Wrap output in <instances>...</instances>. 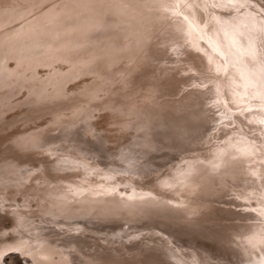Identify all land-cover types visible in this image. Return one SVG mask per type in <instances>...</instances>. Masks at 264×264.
<instances>
[{
  "label": "bare ground",
  "instance_id": "bare-ground-1",
  "mask_svg": "<svg viewBox=\"0 0 264 264\" xmlns=\"http://www.w3.org/2000/svg\"><path fill=\"white\" fill-rule=\"evenodd\" d=\"M0 145V264H264V0H0Z\"/></svg>",
  "mask_w": 264,
  "mask_h": 264
},
{
  "label": "rangeland",
  "instance_id": "rangeland-1",
  "mask_svg": "<svg viewBox=\"0 0 264 264\" xmlns=\"http://www.w3.org/2000/svg\"><path fill=\"white\" fill-rule=\"evenodd\" d=\"M168 54H170V52H168ZM105 121L104 120H102L101 122H100V126H105V123H104ZM1 146V145H0ZM4 223V226H7V227H9L11 224L9 223L10 221L9 220H0V229H1V227L3 226V223ZM9 225V226H8Z\"/></svg>",
  "mask_w": 264,
  "mask_h": 264
}]
</instances>
